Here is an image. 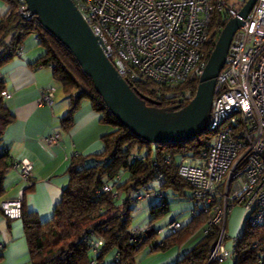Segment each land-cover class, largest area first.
Masks as SVG:
<instances>
[{
    "label": "built area",
    "instance_id": "2783aa9c",
    "mask_svg": "<svg viewBox=\"0 0 264 264\" xmlns=\"http://www.w3.org/2000/svg\"><path fill=\"white\" fill-rule=\"evenodd\" d=\"M7 9L18 23L31 21L24 0ZM91 33L99 39L104 56L118 76L129 87L152 83L173 88L189 79L199 80L217 41L222 26L211 27L214 13L226 19L238 18L239 10L226 0H72ZM38 44L40 37L36 36ZM18 51L16 57H20ZM53 89L41 96V103L51 104ZM2 97L10 95L2 92ZM211 145L199 157L180 161L177 173L190 186V198L198 206L192 217L207 215L202 229L208 236L214 227L221 229L218 241L209 256V263L229 260L237 244L226 248L229 237L225 227L235 207L247 213L250 227L264 224V0H257L250 14L230 43L225 64L216 79L207 128ZM60 134L46 142L59 144ZM166 162H170L169 159ZM25 188L13 200L0 203V212L10 220L20 219L24 190L32 187V164L23 160L13 167ZM161 176L156 182L160 183ZM120 177L101 188L117 200L123 193L115 189ZM152 187L137 191L134 202L151 195ZM160 203L162 194H156ZM182 224L173 221L168 236L176 234ZM137 235L140 231H133ZM93 252L102 241L89 242ZM3 246L0 245V249ZM93 264V262L91 263Z\"/></svg>",
    "mask_w": 264,
    "mask_h": 264
},
{
    "label": "trees",
    "instance_id": "16d2710c",
    "mask_svg": "<svg viewBox=\"0 0 264 264\" xmlns=\"http://www.w3.org/2000/svg\"><path fill=\"white\" fill-rule=\"evenodd\" d=\"M2 1L9 10L17 6L14 0ZM13 17L14 13L10 17L4 16L0 21V203L4 201L5 175L17 164L10 163L9 151L1 148L5 130L14 122V116L2 97L5 81L1 76V69L17 58V52L22 50L24 41L30 35L40 37L38 45L44 49V54L32 67L50 68L54 81L70 101L69 110L61 121L62 129L68 131L71 128L74 114L83 101H88L93 111L100 115V124L109 128L101 137L104 150L100 154L74 156L68 169V185L49 221L42 223L36 213L26 211L23 198L20 220L28 248L29 264H102L106 255L113 250L117 253L115 264H136V256L144 247L163 252L176 246L179 240L202 230L208 219L204 214L192 217L181 234L168 236L161 242L157 240V230L152 225L168 212L167 194L188 198L186 194L190 191V186L179 177L177 168L182 159L191 155L199 157L208 151L212 141L208 131L184 143L151 145L140 140L108 112L72 54L45 31L35 17L25 23H18ZM227 21L216 12L213 14L211 27H224ZM214 46L215 42L210 50ZM197 84V80L189 79L173 88L157 87L149 82L135 84L130 88L156 102L159 108L171 105H181L183 108L194 97ZM146 105L155 108L154 104ZM142 151L145 152L144 155ZM167 159L170 162H166ZM124 176L126 179L121 183ZM158 176L162 177L160 183L156 182ZM117 177L120 179L115 189L126 195L121 204L117 203L119 200L112 193L101 192L103 186L111 184ZM148 187H152V192L162 194L164 202L151 208L148 226L135 235L129 228L130 207L135 203L132 197L137 191ZM30 189L31 187L24 190V196ZM189 199L191 200L190 197ZM220 231L219 227H214L208 236H203L176 264H221L208 263ZM92 241H102V246L94 251V259L93 249L88 245ZM2 252L3 248L0 249V262ZM230 258L233 264H264V224L253 228L245 222Z\"/></svg>",
    "mask_w": 264,
    "mask_h": 264
},
{
    "label": "crops",
    "instance_id": "0c3cea01",
    "mask_svg": "<svg viewBox=\"0 0 264 264\" xmlns=\"http://www.w3.org/2000/svg\"><path fill=\"white\" fill-rule=\"evenodd\" d=\"M7 9V4L0 0V21ZM43 54L44 50L36 43L35 37L34 40L26 39L20 57L14 58L1 69V76L5 81V92L10 95L8 99H4V102L14 116V122L5 130L1 148L9 151L10 163L26 160L32 164L33 185L25 192L23 202L25 210L36 213L42 223L52 218L55 207L61 201L63 190L69 182L68 169L74 156L100 154L104 150L101 137L108 132V128L99 122L100 115L93 111L88 101H83L75 112L71 128L68 131L62 129L61 121L69 110L70 101L66 96L67 101L65 99L57 101L53 91L52 103H41L42 94L49 89L55 90L51 69L32 67V64ZM54 134H60L61 140L59 144L49 146L46 140ZM3 186L4 200L15 199L18 192L25 188L14 169L8 170ZM190 195L191 192L188 191L186 194L188 198H180L190 202L188 210L183 214L171 211L170 201L167 198L168 212L152 225L157 230L158 241L161 242L168 237L166 228L171 222H181L183 227L189 224L192 219L191 211L198 206L195 202H191ZM166 196L172 197L169 194ZM151 205L152 203L147 205L144 210L151 211ZM139 209L142 208L139 207ZM183 215L187 217L180 219L179 217ZM247 216L248 213L240 206L232 210L229 216L228 235L230 238L228 242L231 245L229 247L226 245L228 250L232 249V240L240 236ZM227 224L228 221L225 230H227ZM146 226L148 224L144 223L140 230H144ZM202 239L200 231H197L163 252H155L149 247H144L136 256V264H176ZM0 245L3 246L0 264L30 263L21 220H10L1 212ZM110 253L111 256H106L102 264H113L112 259L115 260L117 253L115 250ZM93 254L92 251L94 259L95 254ZM221 264H233V261L230 258Z\"/></svg>",
    "mask_w": 264,
    "mask_h": 264
},
{
    "label": "water",
    "instance_id": "95a60500",
    "mask_svg": "<svg viewBox=\"0 0 264 264\" xmlns=\"http://www.w3.org/2000/svg\"><path fill=\"white\" fill-rule=\"evenodd\" d=\"M39 25L74 57L108 112L140 140L151 144L184 143L204 133L210 122L216 79L224 67L235 32L257 0H247L238 18L227 21L187 105L151 108L156 102L131 89L106 59L87 23L72 0H24Z\"/></svg>",
    "mask_w": 264,
    "mask_h": 264
},
{
    "label": "rangeland",
    "instance_id": "374dc122",
    "mask_svg": "<svg viewBox=\"0 0 264 264\" xmlns=\"http://www.w3.org/2000/svg\"><path fill=\"white\" fill-rule=\"evenodd\" d=\"M247 0H227V3L235 10H241V8L244 6L245 2ZM34 40V36H29L27 38V40ZM43 49V48H42ZM44 50V49H43ZM54 88H55V94H56V99L57 101L58 100H66L67 101V98H65V95L63 94L62 92V89L60 87V85H58L56 82H54ZM106 127V126H105ZM109 130V128H108ZM105 132H106V128H105ZM143 155H144V151L141 152ZM192 156V155H191ZM190 156V157H191ZM126 179V176L123 177V181L121 183H123ZM170 191V190H168ZM170 193V192H169ZM156 194L157 192H151V195L149 197H146L142 200H139L135 203H133L131 205V211H130V230L131 231H141L143 232V230H140V228H142V226L144 225V223L146 224H149V221H150V218L151 217V214H150V210H148V212H146L144 210V208H146L147 205L151 204L152 205L150 207H155L156 205L159 204V199L156 197ZM178 195V194H177ZM126 198V195L124 194L123 195V198L119 201H117L118 204H121V202L123 200H125ZM170 201V210L171 211H175V212H180V213H184L185 211H187L188 209V206L190 205V202L188 201H183V200H180V198L178 197H170L169 196L167 197ZM145 201V202H143ZM143 202V203H141ZM192 202V201H191ZM139 207H141L142 209H139ZM236 208V207H235ZM150 209V208H149ZM185 215V214H184ZM181 216L179 217L180 219L182 217H187V216ZM228 224H227V230L226 231V235L228 236L229 235V224H230V219L228 218ZM246 222V220H245ZM181 223V222H179ZM182 224V223H181ZM245 224V223H244ZM147 227V226H146ZM243 227V226H242ZM139 229V230H138ZM182 230H183V227L174 235H171L172 237L173 236H177L179 234L182 233ZM200 231V234L202 235V237L204 236L203 233H202V230H199ZM158 236V235H157ZM229 237V236H228ZM230 239V238H229ZM232 239V238H231ZM226 242V245H231L230 242L225 241ZM107 257L111 256V253L109 252L107 255ZM210 256V255H209ZM112 259V258H111ZM112 263L114 264V259H112ZM208 263H209V259H208Z\"/></svg>",
    "mask_w": 264,
    "mask_h": 264
},
{
    "label": "flooded vegetation",
    "instance_id": "af4514ba",
    "mask_svg": "<svg viewBox=\"0 0 264 264\" xmlns=\"http://www.w3.org/2000/svg\"><path fill=\"white\" fill-rule=\"evenodd\" d=\"M146 104H150V103H147V102H145ZM155 106V108H159V107H157V105H154ZM168 107H174V105H171V106H168ZM168 107H164V108H168ZM163 109V108H162Z\"/></svg>",
    "mask_w": 264,
    "mask_h": 264
}]
</instances>
